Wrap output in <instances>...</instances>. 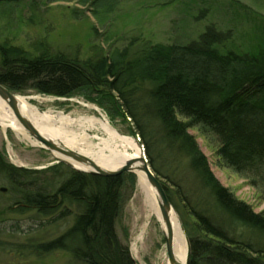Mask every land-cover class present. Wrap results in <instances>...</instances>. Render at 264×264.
<instances>
[{
  "label": "trees",
  "instance_id": "16d2710c",
  "mask_svg": "<svg viewBox=\"0 0 264 264\" xmlns=\"http://www.w3.org/2000/svg\"><path fill=\"white\" fill-rule=\"evenodd\" d=\"M61 2L80 6L71 13L76 20L112 14L120 5V0H0V7L22 4L32 16L42 4ZM227 39L209 27L186 45L132 39L122 49L87 59L56 51L45 39L30 50L0 40V83L21 95L82 97L131 122L130 134L140 138L159 179L168 178L170 157L184 159L206 194L210 207L195 213L189 227L183 223L190 264H264V209L256 211L218 181L189 132L212 137L220 166L246 179L258 203L264 202V46L250 54L220 52L216 45ZM160 181L178 210L179 191ZM135 184L132 173L104 177L63 163L19 168L0 151V185L13 197L7 209L33 211L51 222L73 216L64 234L35 250L67 252L76 264H136L116 232Z\"/></svg>",
  "mask_w": 264,
  "mask_h": 264
},
{
  "label": "rangeland",
  "instance_id": "374dc122",
  "mask_svg": "<svg viewBox=\"0 0 264 264\" xmlns=\"http://www.w3.org/2000/svg\"><path fill=\"white\" fill-rule=\"evenodd\" d=\"M75 7L80 6L75 2L45 3L31 16L27 6L4 5L0 7V40L30 50L36 40L45 39L56 51L87 59L116 48L122 49L132 39L186 45L197 41L207 28L214 27L228 36L223 44L216 45L220 52L250 54L264 46V0H120L118 9L112 14H100L98 18L88 13L78 20L71 14ZM21 96L34 98L30 103L41 113L96 116L107 120L120 135L136 142L139 138L131 136V122L124 124L104 108L82 97L56 98L33 91ZM88 105L95 109L89 110ZM189 132L195 137L218 181L240 199L255 206L256 211L264 209V202L258 203L255 190L246 179L220 166L215 140L212 137L205 140L195 129ZM76 133L94 135L88 131ZM137 143L142 148L141 140ZM0 151L10 164L19 168L43 170L57 164L50 152L40 145H32L12 129L4 131L0 127ZM165 164L168 178L160 177V180L164 184L170 181L168 186L179 191L174 200L178 207L175 211L182 226L189 227L195 213L204 211L210 204L205 202L206 194L199 188L184 159L174 161L170 157ZM183 196H186L185 201L180 199ZM12 202L13 197L7 191L0 192V264H76L67 252L44 254L35 250L38 244L51 242L64 234L72 225L73 216L51 222L50 218H41L33 211L24 214L10 212L7 208ZM144 213L136 178L135 188L117 224V235L128 245L136 264H165L164 235L156 218L149 220L148 228L136 241L144 227Z\"/></svg>",
  "mask_w": 264,
  "mask_h": 264
},
{
  "label": "bare ground",
  "instance_id": "6f19581e",
  "mask_svg": "<svg viewBox=\"0 0 264 264\" xmlns=\"http://www.w3.org/2000/svg\"><path fill=\"white\" fill-rule=\"evenodd\" d=\"M34 100L31 97L17 95V101L21 114L27 118L31 124L48 140L66 147L75 153H78L104 170L115 171L122 168L129 160L139 159L142 156V150L135 139L120 135L105 119L96 116H65L61 114L52 115L51 113H41L34 105L30 103ZM89 110L95 109L92 106H86ZM0 127L6 131L12 129L18 135L23 136L34 146H39L32 141L22 127L17 123L12 110L7 103L0 97ZM76 129V130H73ZM81 132H93L94 135L77 134ZM101 136V137H100ZM43 147L42 145H40ZM53 157L64 159L58 154ZM70 161V160H69ZM70 163L82 172L91 171L88 166L80 165L70 161ZM137 178V185L143 198L145 209L142 228L136 241H139L144 229L148 228L149 220L156 218L162 234L166 232V226L158 206V198L155 190L149 185L146 175L134 168ZM174 208V207H173ZM175 210V208H174ZM170 221L173 233L174 252L177 260L185 262L187 255V236L185 229L176 213L172 211ZM165 264H170L166 251L164 252Z\"/></svg>",
  "mask_w": 264,
  "mask_h": 264
},
{
  "label": "water",
  "instance_id": "95a60500",
  "mask_svg": "<svg viewBox=\"0 0 264 264\" xmlns=\"http://www.w3.org/2000/svg\"><path fill=\"white\" fill-rule=\"evenodd\" d=\"M17 95L13 91L9 90L6 86L0 83V97L3 99L10 109L13 112V115L17 121V123L22 127V129L27 133L31 138H33L38 144L42 145L45 150L53 154H58L64 159H58V157H54L57 163H63L66 166L77 170L71 163L75 162L80 165L88 166L91 168V171H86L84 173L98 175V176H117L123 173H132L135 175L134 168L138 167L147 178L149 185L155 190L157 198H158V206L161 212L162 218L164 220L166 226V232L164 233V241L166 253L168 256V260L170 264H190V246L189 241L187 239V255L184 263H181L177 260V257L174 252V244H173V233L170 221V214L172 211H175L173 205L169 201L165 190L161 184L159 177L155 174L153 169L151 168L149 161L147 159L145 149L141 148L142 156L139 159L129 160L122 168L115 171H108L97 166L93 161L88 158L75 153L74 151L60 146L57 143L48 140L31 124V122L25 118L19 109V104L17 101ZM137 142H140L139 138H136ZM70 160V161H69ZM80 171V170H78ZM82 172V171H81ZM7 189L4 187L0 188V192L4 193Z\"/></svg>",
  "mask_w": 264,
  "mask_h": 264
}]
</instances>
